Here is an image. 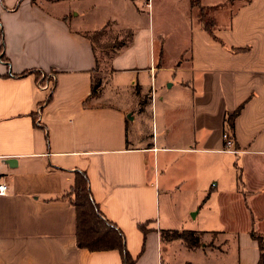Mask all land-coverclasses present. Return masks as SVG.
<instances>
[{"label": "crops", "instance_id": "0c3cea01", "mask_svg": "<svg viewBox=\"0 0 264 264\" xmlns=\"http://www.w3.org/2000/svg\"><path fill=\"white\" fill-rule=\"evenodd\" d=\"M145 1L0 0V264H122L116 249L76 243V171L131 264L258 261L264 0H199L220 5L213 34L190 0H151L146 18ZM109 25L129 38L97 51L92 35ZM29 69L53 73L51 91L18 75ZM166 229L202 241L191 248Z\"/></svg>", "mask_w": 264, "mask_h": 264}, {"label": "trees", "instance_id": "16d2710c", "mask_svg": "<svg viewBox=\"0 0 264 264\" xmlns=\"http://www.w3.org/2000/svg\"><path fill=\"white\" fill-rule=\"evenodd\" d=\"M190 2L192 8H196L198 10L196 14L194 13V15L198 17V22L202 28L213 34V27L215 25L214 19L209 16V14L208 16L206 15L209 11L217 9L220 5H201L199 0H190ZM1 48L2 44L0 45V49ZM30 72L36 73V81L39 83L42 82L43 77L39 78V75H41L43 71L40 72L35 69H29L27 71L21 72L18 75L24 76ZM95 72L96 73H94L91 78L92 91H95L101 83L100 75L97 73L98 71L95 70ZM51 89L49 91H51ZM48 95L47 101L45 102H48L51 98V95ZM234 115L235 112L229 115L227 118L228 128L231 131L234 127ZM72 183L71 202L76 213V243H78L79 247L85 248L89 251L116 249L122 258V264L133 263L135 259L129 254L126 248L123 232L120 231V229L116 227L111 221L103 218L102 213L98 210L97 204L93 198L90 197L89 183L87 181L86 174L82 171H76ZM142 229L144 230L145 226H142ZM200 234L201 232H194L185 229L181 231L174 229H166L161 231L162 238L183 239V241H185V243L191 248H195L196 246L200 245ZM250 235L258 241L260 254L256 264H264V237L256 232H250Z\"/></svg>", "mask_w": 264, "mask_h": 264}, {"label": "rangeland", "instance_id": "374dc122", "mask_svg": "<svg viewBox=\"0 0 264 264\" xmlns=\"http://www.w3.org/2000/svg\"><path fill=\"white\" fill-rule=\"evenodd\" d=\"M38 1H40V0H38ZM148 2L151 3V0H148ZM140 8H141V11H143V13H144L145 18H146V15H149V16L153 15V10H152L151 5L150 6L141 5ZM197 11L198 10L196 8L193 10V16L198 21V17L194 15V13L196 14ZM210 13H211V11H209L206 16H208V14H209V16H211ZM92 36H93L94 44H95L97 51H100L101 48H111V46H113V47L119 46L118 44H121L122 41L125 43V41H127L129 38L128 34L126 32H124L123 30H120L116 27L114 28L112 25H109L108 27L102 28L99 32L94 33ZM104 50H106V49H104ZM97 73H98V75H100V71ZM49 74L54 75L53 73H47L46 77H48ZM40 76L41 75H39V78H40ZM145 129H147L145 132L148 133L149 125L147 127L145 126ZM199 239H201V234L199 235ZM201 241H202V239H201ZM205 243L207 246H210V247L213 246V238H209L208 240H205Z\"/></svg>", "mask_w": 264, "mask_h": 264}, {"label": "built area", "instance_id": "2783aa9c", "mask_svg": "<svg viewBox=\"0 0 264 264\" xmlns=\"http://www.w3.org/2000/svg\"><path fill=\"white\" fill-rule=\"evenodd\" d=\"M145 4H146V6H150V3L148 2V0L145 1ZM44 74H46V73L42 72L40 77L41 78L43 77V79H42L41 83L38 82V85L40 87H42V88L44 87V88L50 90L53 87L54 75L49 74L48 77H46L47 74L46 75H44ZM38 112H39V110H38ZM222 136H223V140H224L223 149L227 150V151L235 152V150L232 149V147H233V139L231 138L230 134H228L227 131H223L222 132ZM7 190H8V186L6 185V183L4 181H1L0 182V195L1 194H6Z\"/></svg>", "mask_w": 264, "mask_h": 264}]
</instances>
